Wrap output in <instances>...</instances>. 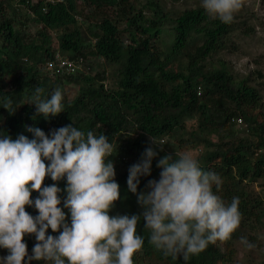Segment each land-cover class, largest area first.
<instances>
[{
  "label": "trees",
  "instance_id": "obj_1",
  "mask_svg": "<svg viewBox=\"0 0 264 264\" xmlns=\"http://www.w3.org/2000/svg\"><path fill=\"white\" fill-rule=\"evenodd\" d=\"M168 1L184 0H0V137L32 139L27 127L50 134L70 124L85 133L105 134L120 186L111 215L142 212L127 178L150 137L163 150L157 148L151 174L140 177L138 192L159 179L157 161L163 155L194 151L202 170L221 179L213 192L225 204L238 198L239 227L230 239L210 243L185 262L156 250L141 219L137 234L144 244L133 256L134 264H240L236 242L242 237L256 244L264 264V196L252 187L264 180V96L222 57L234 46L237 21L213 19L201 5L168 9ZM21 4L29 9L22 14ZM30 19L39 25L34 32L27 28ZM57 52L76 63V73L50 71L47 63ZM96 58L116 66L111 76L105 69L91 71ZM36 87L45 89L42 99L59 88L63 112L37 115L30 104ZM8 100L16 109L12 113L4 108ZM52 184L61 189L59 206L70 225V210L64 207L66 178L46 177L44 186ZM261 187L264 191V183ZM38 195L33 191L32 199ZM26 210L38 214L33 206ZM47 234L59 232L49 228ZM24 241L31 255L35 236ZM7 254L0 248V256Z\"/></svg>",
  "mask_w": 264,
  "mask_h": 264
},
{
  "label": "clouds",
  "instance_id": "obj_2",
  "mask_svg": "<svg viewBox=\"0 0 264 264\" xmlns=\"http://www.w3.org/2000/svg\"><path fill=\"white\" fill-rule=\"evenodd\" d=\"M242 2L201 0V6L213 19L230 23ZM44 92L36 87L31 98L36 114L48 118L63 112L61 90L57 88L50 98L42 99ZM4 108L10 113L16 110L11 100ZM26 130L34 138L23 134L15 139L0 137V248L8 250L6 256H0V264H30L33 260L45 264H134L133 256L144 244L137 234L141 219L156 250L187 262L210 243L230 239L240 225L238 198L225 204L213 192V186L217 190L221 186L220 177L202 170L191 153L163 155L157 161L159 179L149 180L146 190L138 192L140 177L151 174L152 161L159 155L157 148L163 150L150 137V145L141 160L129 167L127 178L128 189L136 194L142 212L111 215L120 199V186L108 137L85 133L71 124L50 134L40 128ZM49 176L53 181L66 178L64 207L70 210V225L59 206L61 189L56 184L44 186ZM33 191L39 193L35 200ZM26 206H33L38 214L33 216ZM49 228L59 235L47 234ZM27 235L36 240L31 255L24 241ZM241 243L248 250L256 247L247 237H242Z\"/></svg>",
  "mask_w": 264,
  "mask_h": 264
},
{
  "label": "rangeland",
  "instance_id": "obj_3",
  "mask_svg": "<svg viewBox=\"0 0 264 264\" xmlns=\"http://www.w3.org/2000/svg\"><path fill=\"white\" fill-rule=\"evenodd\" d=\"M37 0H31L36 2ZM26 4L18 5L20 13L27 12ZM201 5V0H184L178 2H167L168 9H184L185 7H195ZM12 12V11H11ZM86 12V11H85ZM15 13H13L14 15ZM18 14H15V17ZM85 17V16H84ZM25 19V17H24ZM81 19V17H79ZM234 20L237 21L236 31L233 32L234 46L223 52L222 57L229 63L232 70L240 77H249L250 83L261 89L264 96V0H243L242 7L234 14ZM28 21V20H27ZM84 22L80 20V24ZM39 25L33 20H29L28 29L32 32L36 31ZM85 36H87L86 25L82 24ZM166 38V37H165ZM93 68L91 71L96 73L98 70L105 69L110 72L115 70L116 66L106 63L103 59H93ZM112 81L110 78L109 82ZM195 156L194 151H189ZM264 180H260L252 184V187L264 196L261 184ZM260 233L259 238L262 236ZM264 236V233H263ZM258 238V240H259ZM239 252L236 258L240 264H260L262 260L259 249L248 250L237 241ZM256 248V247H255Z\"/></svg>",
  "mask_w": 264,
  "mask_h": 264
},
{
  "label": "built area",
  "instance_id": "obj_4",
  "mask_svg": "<svg viewBox=\"0 0 264 264\" xmlns=\"http://www.w3.org/2000/svg\"><path fill=\"white\" fill-rule=\"evenodd\" d=\"M48 68L51 71H56L57 73H61L63 71L73 73L76 71L77 65L74 61L64 59L58 54L56 55V60L48 62ZM239 121L241 122V120Z\"/></svg>",
  "mask_w": 264,
  "mask_h": 264
}]
</instances>
